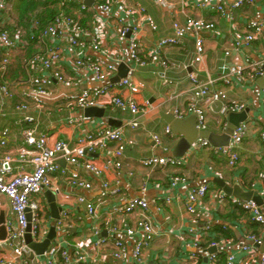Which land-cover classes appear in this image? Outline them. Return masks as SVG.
<instances>
[{"label":"crops","instance_id":"1","mask_svg":"<svg viewBox=\"0 0 264 264\" xmlns=\"http://www.w3.org/2000/svg\"><path fill=\"white\" fill-rule=\"evenodd\" d=\"M233 1L235 0H229L228 5ZM252 1L249 5L229 11L230 17L195 10L193 7L197 0H168L166 3H160L158 0H118L112 4L111 0L101 3L93 0L92 5L87 7L88 11L80 9V5L84 6L83 0H73L71 3L62 1V4L57 6L59 13L78 19L87 31L79 39L80 55L91 60L112 63L115 69L107 81H97L87 69L73 66L71 49L64 38L60 39L54 44L61 49L58 69L65 81L59 83L52 79L50 93L40 98L44 102L40 106L29 97V79L32 72L24 67V63L31 55L41 52L42 47L37 43L28 45L23 39L25 44L14 53L8 73L12 98L4 102L0 97V127L9 126L14 130L11 147L21 145V128L31 129L38 136L48 137L50 145L59 141L73 143L79 136L102 127L120 128L124 138L131 142L125 147L121 169L110 170L103 178L81 173L91 184L90 190L70 187L57 174L52 178L51 190L31 197V200L38 202L42 207L39 240H44L53 227L56 232L53 243L61 240V246L71 254L81 253L84 256L83 264H136L133 258L135 238H128L121 232L112 233L109 229L133 225L136 214L111 216L110 213L125 200L138 198L149 202L146 213L159 233L154 242L144 250L142 264H210L208 258L215 254L217 260L214 264H226L229 255L233 257L235 264H256V257L248 258L242 249L249 246V234L261 236L264 243V225L259 226L258 233H253L250 227L254 223L251 222L250 214L242 212L243 216L230 205L220 203L215 194L223 191L214 183V180H219L227 186L237 185L245 192L252 191L260 198L261 205L254 202L264 214V142L260 139V133L264 132V104L262 87L258 83V80L264 77V34L252 45L242 47L239 52L234 48V40L244 37L247 33L248 23L264 18V0ZM107 4H111L109 11L102 12L97 9L98 5ZM122 5L134 13H128L120 7ZM137 8L143 9L144 14L137 13ZM186 17L204 20L212 24L213 29L198 31L185 38L182 45L161 49L159 55L168 63L166 69L154 64L134 67L131 78L139 88L138 94L132 96L127 90L118 87L110 92L111 95L123 98L133 97L144 109L140 116L112 110L109 95H102L96 98L97 106L92 107L102 110V115L80 121L84 117L85 109L76 107L75 98L81 89L98 90L106 84L119 82L127 75L130 68L127 39L119 36L121 30L134 28L138 31L141 38L140 58L146 61L149 55L155 52L157 41L172 35L173 23H183ZM147 18L152 19L155 30L148 27ZM9 19L6 30H12L18 22L11 5ZM91 36L98 42L97 50L94 49ZM197 38L202 40L204 46L200 63L193 62ZM226 51H229V56L224 59L223 54ZM246 58L262 63V76L253 77L250 71H246L241 83L232 79V83L218 84L219 91L223 92L226 98L217 102L222 105H243L247 116L248 132L244 141L236 148L239 159L236 167L230 168L228 157L215 151L219 147L209 144L210 147L196 148L198 140L204 139L200 137L196 138L195 143L182 157H175L174 154L178 152L177 145L185 136L193 138L197 132L200 134L202 131L221 135L228 123L229 113L222 115L220 110L223 106L218 110L213 104H210L206 111V123L200 131L193 116L189 115L180 120L173 116L175 110H184L191 101L189 77L193 74L201 82L219 79L227 73L229 66L242 64ZM37 74L50 75L47 71ZM21 105L28 110H19ZM196 105L207 108L201 102ZM24 116L32 117L33 122H23ZM172 118L180 121L174 129L169 123ZM70 119L75 120V123L68 124ZM135 121L138 123L137 127L132 129L128 126ZM167 127L173 137L165 133ZM154 137H157L159 145L154 141ZM108 150L104 153L96 152L90 159L94 160L96 165L109 163L111 158L110 149ZM151 157L182 158L184 163L180 168L144 167L142 160ZM59 166L78 171L63 162H60ZM174 176H180L184 180L172 186L171 179ZM202 184L208 185L211 192L196 207L194 224L193 218L186 213L185 199L192 188ZM113 191H117V194L110 195ZM46 193L53 197L59 212L62 207L69 211L68 218L63 220L68 225L67 231L58 230L57 220L49 208ZM103 193L107 196L102 199L100 195ZM78 197L85 201L80 203ZM91 201L100 204L96 218L89 217L85 210L86 204ZM2 211L5 214L4 224L13 220L8 200L0 196V216ZM204 225H207L211 232L200 233V247L195 249L194 237L189 234V230H201ZM2 227L3 225H0V233L4 232L6 238V228ZM100 239H107V246H97ZM116 240L122 241L125 246L120 258L113 257L116 251L113 243ZM212 244L216 247H212ZM262 250L264 248L259 247L258 253H263ZM29 255L30 251L24 259L25 264H40L43 261V257L30 259ZM192 255L197 258L192 260ZM0 258L3 264H19L13 252L7 251L2 244Z\"/></svg>","mask_w":264,"mask_h":264},{"label":"built area","instance_id":"2","mask_svg":"<svg viewBox=\"0 0 264 264\" xmlns=\"http://www.w3.org/2000/svg\"><path fill=\"white\" fill-rule=\"evenodd\" d=\"M73 0H63V3H71ZM118 0H111L112 3H117ZM158 2H168V0H158ZM252 0H235L228 5L229 0H197L194 9L197 11H209L223 17H230L229 11L239 9L245 5L251 4ZM111 4L98 5L97 9L102 12L109 11ZM123 4V2L121 3ZM120 4V5H121ZM125 8L124 5L120 6ZM81 11L89 9L80 5ZM0 97L6 102L12 98L10 91V83L8 81V73L11 65V60L16 51L25 44L37 43L42 47V51L35 53L26 62L28 69L32 72L29 79L30 89L29 97L37 105H43L44 102L40 99L50 93V84L52 79L59 83H64L65 77L58 69V64L61 61V49L55 46L54 42L65 39L71 49V57L73 58L74 67H82L87 69L91 75L100 82H105L114 72V64L104 63L99 60H91L80 55L79 39L85 35L87 31L81 26L78 19L72 16H67L64 13H59L52 22L42 24L37 18H30L25 27H20L17 32L9 34V37L4 33L6 25L10 22L9 0H0ZM128 13H134L131 9ZM136 12L144 14L143 9L137 8ZM146 23L151 30H155V24L152 19L147 18ZM213 25L204 20L193 17H186L183 23H173V31L170 37L161 38L157 41L155 52L149 55V58L144 61L140 58V43L141 38L139 33L134 28H125L119 32L121 38L127 39V54L130 62V68L125 78L111 85L106 84L101 89L90 91L81 89L75 98V105L78 109L84 110L97 106L96 98L102 95H109V105L112 110H118L123 113H129L134 116H140L144 109L138 103L130 98L111 95L110 92L116 87L127 90L132 96L138 94L139 88L132 80V71L134 67H142L148 64H154L164 69L168 63L159 55V51L165 47L182 45L185 38L196 34L198 31H211ZM247 33L244 37L234 40V48L239 52L242 47H248L259 37L264 34V18L252 20L248 23ZM7 37H6V36ZM94 42V49H98V42L91 36ZM204 52L202 40L197 38L195 41V57L193 62L200 63ZM224 59L229 56V51L224 52ZM40 71L49 72V76H41L37 74ZM250 71L253 77L262 76V63L245 59L242 64H233L228 67L227 73L219 79L209 80L207 82L199 81L193 74L189 77L191 101L184 110L174 111L176 119H183L186 116L193 115L196 118L197 129L203 130L206 123V111L210 104L217 101L225 100L226 96L218 89V84L232 83L235 79L241 83L244 78V73ZM108 83V82H107ZM169 84V83H167ZM262 104H264V87L261 89ZM198 102L204 103L207 108L198 107ZM221 114L227 115L230 112H240L244 110L243 105H222ZM19 110L27 111L25 106H20ZM23 122L31 123L33 118L29 116L23 117ZM87 118L82 117L80 121H86ZM68 124L75 123V120H68ZM138 123L132 122L128 126L132 129L137 127ZM248 123L244 121L240 123L229 136L228 145L224 148H217V153H224L228 157V166L235 168L238 163L236 148L244 141L248 132ZM165 133L171 137L170 129L167 127ZM14 130L11 127H0V196L5 197L9 203L10 214L13 220L7 221L4 225L7 236L6 244L12 249L15 257L18 258L19 264H25V257L29 253L28 245L25 243L26 229L30 224L29 236L34 242L41 240V205L31 200L32 196L39 195L44 191L52 189V178L59 175L65 180L66 185L76 189L90 190L91 184L87 182L81 173H89L97 178L105 177L110 170H118L122 168L121 159L126 145L131 142L124 138L120 128L102 127L87 134L81 135L74 140L73 143L59 141L52 145L48 143V137L38 136L31 129L21 128L22 143L20 146L11 147L10 142ZM260 139L264 142V132L260 133ZM154 141L158 143L157 137ZM159 145V143H158ZM196 148L210 147L209 143L204 139H199L196 143ZM110 149L109 163L96 165L95 161L90 159V156L96 152H105ZM59 161L65 165L73 167L78 171H70L61 168ZM182 158H157L151 157L142 160V165L149 169L156 168H180L183 166ZM184 179L180 176H174L171 179V185L182 182ZM104 189L106 185H103ZM208 185L202 184L199 187L192 188L186 195L185 210L190 217H195L196 207L210 194ZM117 194L113 191L110 195ZM107 194L103 193L100 198H105ZM215 197L221 203H226L236 210L244 211L250 214L251 222L260 226L264 225V214L259 210V207L254 201H240L230 196H226L223 192H218ZM77 200L83 203L85 200L78 197ZM100 204L93 201L85 206L86 213L89 217H97V209ZM149 202L144 199L131 198L125 200L122 205L115 208L110 215H128L136 214L137 217L133 221L131 227H111L110 232H121L128 238L133 239V258L136 264H142V255L155 240L159 233L154 228V225L147 215ZM28 216L30 221L28 222ZM69 211L66 208H61L59 219L56 221L58 230L68 229V225L63 220L68 218ZM194 224L196 220L193 218ZM203 234L210 233L211 230L207 225L201 227V230L192 228L189 234L194 237L193 248L199 249V240L201 232ZM138 235V237H136ZM249 246H244L242 252L248 258L256 257V264H264V252L258 253L259 247L263 244V238L249 234L247 236ZM97 246H107V239H100ZM212 247H216L214 244ZM124 244L120 240L113 243V248L116 251L113 253L114 258H120L124 250ZM43 261L40 264H83L84 256L77 252L74 255L67 249L61 246V240L58 243H52L44 253ZM195 260L197 256H190ZM217 260L216 254L208 258L210 264H214ZM226 264H235L232 256H227ZM0 264L3 260L0 258Z\"/></svg>","mask_w":264,"mask_h":264},{"label":"water","instance_id":"3","mask_svg":"<svg viewBox=\"0 0 264 264\" xmlns=\"http://www.w3.org/2000/svg\"><path fill=\"white\" fill-rule=\"evenodd\" d=\"M93 3V0H83V4L86 7H90ZM121 80V79H120ZM119 80V81H120ZM258 83L261 85V87L264 86V77L260 78L258 80ZM213 107H217L218 110L221 108L222 103L220 102H214ZM84 117L86 118H92V117H98L100 115H102L103 111L102 110H98L96 108H87L84 111ZM193 116V115H191ZM193 118L196 121L195 116H193ZM247 116H246V112L241 111L240 113H229L228 114V123L225 127L224 132L221 135H217L208 131H202L200 134L199 132L196 133V135H194V137L192 138L191 136H185L184 138H182L178 145L176 150H178L177 153L174 154L175 157H182L186 151L192 146V144L195 143L196 138H204L207 140V142L214 146V147H221L224 148L228 145L229 142V136L231 135L232 131L240 124L243 123L244 121H246ZM180 121L174 120L172 118V120H170V125L172 126V128L174 129L178 123ZM196 127H197V123H196ZM59 161L58 163L60 164ZM214 183L223 191V193H225L227 196L233 197L235 199H238L240 201H255L258 205H261V200L260 198L255 195V193L251 192H245L243 191L240 187H238L237 185L235 186H227L224 182L219 181V180H214ZM46 196L48 197V202L50 204L49 208L52 212V214L54 215V219L58 220L59 219V209L58 206L55 204V201L53 199L52 196H49L48 193H46ZM1 216H0V225H3L4 229H5V214L2 211L1 212ZM28 218V222L30 221V216L27 217ZM2 227V228H3ZM2 231V230H1ZM26 236H25V243L28 245V248L30 250V259H33L35 257H42L44 255V253L46 252V250L48 249V247L54 242V239L56 238V232L55 229L52 227L48 233V235L45 237L44 240H42L41 242H33L32 239L29 236V232H30V224H28L27 229H26ZM7 235V234H6ZM5 235L4 232L2 234V232L0 233V241L2 244V246L4 248L7 249V251L12 252V249L5 243ZM261 249L264 248V243L260 246ZM264 250H262L263 252Z\"/></svg>","mask_w":264,"mask_h":264},{"label":"trees","instance_id":"4","mask_svg":"<svg viewBox=\"0 0 264 264\" xmlns=\"http://www.w3.org/2000/svg\"><path fill=\"white\" fill-rule=\"evenodd\" d=\"M13 12L17 18L16 25L12 28V32H17L20 27H25V23L30 18H37L42 24H47L53 21V19L59 14V9L57 6L62 4L63 0H14ZM99 3L104 0H97ZM70 15V13H67ZM16 21V20H15ZM20 24V25H19ZM33 54V53H32ZM32 56V55H31ZM233 208V207H232ZM234 210V209H233ZM241 215H243L240 211ZM244 216V215H243ZM260 225H251V230L253 233H258Z\"/></svg>","mask_w":264,"mask_h":264},{"label":"rangeland","instance_id":"5","mask_svg":"<svg viewBox=\"0 0 264 264\" xmlns=\"http://www.w3.org/2000/svg\"><path fill=\"white\" fill-rule=\"evenodd\" d=\"M37 1V0H36ZM9 3H10V5L11 6H14V0H9ZM37 3H39V1H37ZM4 33L9 37V34H12L13 32H12V30H11V28H8L6 31H4ZM5 35V36H6ZM6 36V37H7ZM10 38V37H9ZM32 56H30L26 61H25V63H24V67L27 69L28 68V66H27V61L31 58Z\"/></svg>","mask_w":264,"mask_h":264}]
</instances>
